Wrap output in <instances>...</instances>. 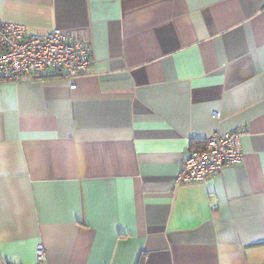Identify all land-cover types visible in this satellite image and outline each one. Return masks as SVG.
<instances>
[{
  "label": "crops",
  "instance_id": "1",
  "mask_svg": "<svg viewBox=\"0 0 264 264\" xmlns=\"http://www.w3.org/2000/svg\"><path fill=\"white\" fill-rule=\"evenodd\" d=\"M2 22L90 26L94 63L0 81V264L39 242L44 264H264V0H0ZM238 129L241 163L177 181Z\"/></svg>",
  "mask_w": 264,
  "mask_h": 264
},
{
  "label": "built area",
  "instance_id": "2",
  "mask_svg": "<svg viewBox=\"0 0 264 264\" xmlns=\"http://www.w3.org/2000/svg\"><path fill=\"white\" fill-rule=\"evenodd\" d=\"M90 26L54 28L46 33L29 32L25 25L0 24V81L24 82L47 73L64 72L77 77L94 63ZM76 84L71 85L75 88ZM220 116L219 112L213 114ZM244 130L209 135L184 155L177 176L179 183L205 181L243 161ZM38 264H44L46 249L36 246Z\"/></svg>",
  "mask_w": 264,
  "mask_h": 264
},
{
  "label": "trees",
  "instance_id": "3",
  "mask_svg": "<svg viewBox=\"0 0 264 264\" xmlns=\"http://www.w3.org/2000/svg\"><path fill=\"white\" fill-rule=\"evenodd\" d=\"M45 74H43V75H40V76H44ZM38 77V76H37Z\"/></svg>",
  "mask_w": 264,
  "mask_h": 264
}]
</instances>
